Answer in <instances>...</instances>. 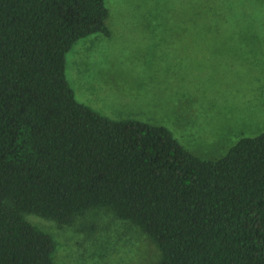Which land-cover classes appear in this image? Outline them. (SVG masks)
Wrapping results in <instances>:
<instances>
[{
  "label": "trees",
  "instance_id": "16d2710c",
  "mask_svg": "<svg viewBox=\"0 0 264 264\" xmlns=\"http://www.w3.org/2000/svg\"><path fill=\"white\" fill-rule=\"evenodd\" d=\"M107 16L104 0H0V264H55L27 214L63 226L91 209L138 226L152 264H264V132L200 159L75 99L65 54Z\"/></svg>",
  "mask_w": 264,
  "mask_h": 264
},
{
  "label": "rangeland",
  "instance_id": "374dc122",
  "mask_svg": "<svg viewBox=\"0 0 264 264\" xmlns=\"http://www.w3.org/2000/svg\"><path fill=\"white\" fill-rule=\"evenodd\" d=\"M104 3L109 33L82 37L65 54L78 102L111 120L165 126L200 159H218L241 137L264 132L263 0ZM26 219L54 240L55 264H152L160 257L138 226L106 209L63 226Z\"/></svg>",
  "mask_w": 264,
  "mask_h": 264
},
{
  "label": "crops",
  "instance_id": "0c3cea01",
  "mask_svg": "<svg viewBox=\"0 0 264 264\" xmlns=\"http://www.w3.org/2000/svg\"><path fill=\"white\" fill-rule=\"evenodd\" d=\"M151 25L154 26L155 28L163 29V28H167V25H169V24H167V23H160V22H154V23H151ZM198 25H201V23L198 22Z\"/></svg>",
  "mask_w": 264,
  "mask_h": 264
}]
</instances>
